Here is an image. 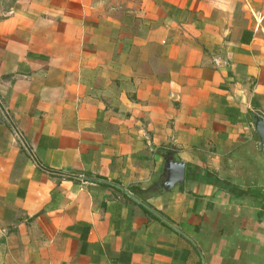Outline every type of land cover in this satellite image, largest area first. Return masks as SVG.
Wrapping results in <instances>:
<instances>
[{"label":"crops","instance_id":"1","mask_svg":"<svg viewBox=\"0 0 264 264\" xmlns=\"http://www.w3.org/2000/svg\"><path fill=\"white\" fill-rule=\"evenodd\" d=\"M255 117L264 0H15L0 264H201L191 241L206 264H264ZM169 156L184 183L165 190Z\"/></svg>","mask_w":264,"mask_h":264},{"label":"water","instance_id":"2","mask_svg":"<svg viewBox=\"0 0 264 264\" xmlns=\"http://www.w3.org/2000/svg\"><path fill=\"white\" fill-rule=\"evenodd\" d=\"M254 129L259 137V141H260V147H261V151L264 152V120L260 117H255V121H254ZM184 183V165L182 163H176L173 161L172 157H168L165 161V179L162 182V188L165 190H170L172 189L175 185L178 184H183ZM117 189H119L124 195H126L129 199H131L132 201H134L135 203L141 205L143 208H145L146 210H148L150 213L156 215L150 208H148L138 197H136L135 195L131 194L129 191L117 187ZM159 219H161L162 221H164V219H162L161 217H159L158 215H156ZM166 224H168L166 221H164ZM170 227H172L175 231H177L178 233H180L178 230H176L175 227H173L172 225L168 224ZM181 234V233H180ZM191 241V240H189ZM191 243L194 245L195 249L197 250L200 259H201V264H206L202 253L200 252V250L198 249V247L194 244L193 241H191Z\"/></svg>","mask_w":264,"mask_h":264},{"label":"rangeland","instance_id":"3","mask_svg":"<svg viewBox=\"0 0 264 264\" xmlns=\"http://www.w3.org/2000/svg\"><path fill=\"white\" fill-rule=\"evenodd\" d=\"M14 2L15 0H0V16L6 14L10 10Z\"/></svg>","mask_w":264,"mask_h":264},{"label":"built area","instance_id":"4","mask_svg":"<svg viewBox=\"0 0 264 264\" xmlns=\"http://www.w3.org/2000/svg\"><path fill=\"white\" fill-rule=\"evenodd\" d=\"M255 20H256V23L257 25L260 23V21L262 20V17L260 16H255Z\"/></svg>","mask_w":264,"mask_h":264}]
</instances>
